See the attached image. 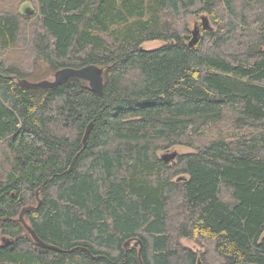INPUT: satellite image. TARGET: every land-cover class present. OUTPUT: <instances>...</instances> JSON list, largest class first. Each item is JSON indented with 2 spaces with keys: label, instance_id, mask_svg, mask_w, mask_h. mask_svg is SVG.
Returning a JSON list of instances; mask_svg holds the SVG:
<instances>
[{
  "label": "trees",
  "instance_id": "trees-1",
  "mask_svg": "<svg viewBox=\"0 0 264 264\" xmlns=\"http://www.w3.org/2000/svg\"><path fill=\"white\" fill-rule=\"evenodd\" d=\"M193 17L211 26L189 47ZM87 65L101 96L16 84ZM175 146L193 152L165 162ZM37 191V236L100 259L31 239ZM0 237V264H140L129 239L142 264H264V0L0 7Z\"/></svg>",
  "mask_w": 264,
  "mask_h": 264
},
{
  "label": "water",
  "instance_id": "water-1",
  "mask_svg": "<svg viewBox=\"0 0 264 264\" xmlns=\"http://www.w3.org/2000/svg\"><path fill=\"white\" fill-rule=\"evenodd\" d=\"M24 10V9H23ZM33 12H30V14H32ZM202 23H203V27L207 28V24L205 23V19H202ZM193 38L190 40V42L188 43L189 47H192L194 42L197 39L198 36V31H194L192 33ZM73 78H77L80 79L82 81H85L86 83H88V86L90 87V89L92 90V92H94L95 94L101 96L102 95V90H103V68H99L95 65H87L84 66L82 68H70V67H66V68H62L59 69L58 71H56L53 74V78L51 80H41V81H37V82H30L26 79H19L16 80V84L18 86H20L23 89H27V90H37V89H54L57 86L63 85L65 83H67L70 79ZM93 122H90L84 132L83 138H82V144L83 147H85L90 130L92 128ZM177 154L176 153H171L169 155H163L161 156V158L165 161V162H169V161H173L176 158ZM73 162V161H72ZM73 166V163H71L70 167H69V171H71ZM36 199H37V206H25L23 207L19 214H18V222H20L23 227L25 228V230L27 231V233L29 234V236L31 237V239L40 247L51 250V251H55V252H59V253H71L74 250H81L83 252H86L87 254H89L91 256V258L93 260H98L101 257L100 256H94L91 255L90 251L87 248L84 247H76L70 250H63L61 248H58L56 246L50 245L48 243H45L44 241H42L37 234L35 233V231L32 229V227L26 222L25 220V215L33 210V209H38V207L41 205V199L39 198V191L36 192ZM4 243H9V240H3ZM125 248H135L136 246H139L138 249V259H139V263L142 264V260L140 257L141 251H142V247L143 244L141 242V240L139 239H129L127 240L124 245ZM240 264H247V263H240Z\"/></svg>",
  "mask_w": 264,
  "mask_h": 264
},
{
  "label": "rangeland",
  "instance_id": "rangeland-1",
  "mask_svg": "<svg viewBox=\"0 0 264 264\" xmlns=\"http://www.w3.org/2000/svg\"><path fill=\"white\" fill-rule=\"evenodd\" d=\"M9 2H10V0H0V7L8 5ZM187 23H188V25L190 24V28H191L192 31H199V28L203 25V23H202V21L200 19H196L194 17L190 18L189 22H187ZM207 26L208 27L211 26V23L209 21H207ZM161 45H162V42H160V41H152V42L144 43L142 45V47L145 50H153V49L159 48ZM39 69L40 70H44V67L42 65H40ZM41 75H42L41 79L35 80V81L31 80V81L37 82V81H41V80H51L53 78V74L52 73H48V74L42 73ZM191 152H193V150L190 149V148H187L185 146H175V147H173V148H171V149H169V150H167L165 152H160L159 156L169 155L171 153H176L177 155H182V154L191 153ZM0 240H1V242L4 243L3 240H9V238L0 237ZM181 242H182V244L184 246H187V247L192 248L194 250L201 249L198 245L194 244L191 241L182 240Z\"/></svg>",
  "mask_w": 264,
  "mask_h": 264
},
{
  "label": "bare ground",
  "instance_id": "bare-ground-1",
  "mask_svg": "<svg viewBox=\"0 0 264 264\" xmlns=\"http://www.w3.org/2000/svg\"><path fill=\"white\" fill-rule=\"evenodd\" d=\"M203 19V18H202ZM202 19H201V21H202ZM205 22H206V24H207V21H206V19H205ZM202 27H203V25H202ZM204 28V27H203ZM194 32V31H193Z\"/></svg>",
  "mask_w": 264,
  "mask_h": 264
}]
</instances>
